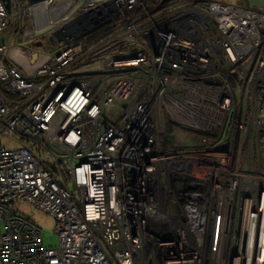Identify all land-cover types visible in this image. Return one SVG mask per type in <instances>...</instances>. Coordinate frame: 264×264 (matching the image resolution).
<instances>
[{"label": "built area", "instance_id": "1", "mask_svg": "<svg viewBox=\"0 0 264 264\" xmlns=\"http://www.w3.org/2000/svg\"><path fill=\"white\" fill-rule=\"evenodd\" d=\"M188 7L102 0L63 17L31 0L16 26L0 0V264H264L261 168L222 160L205 180L168 129L212 143L238 79L264 163V12ZM21 204L54 219L57 248Z\"/></svg>", "mask_w": 264, "mask_h": 264}, {"label": "rangeland", "instance_id": "2", "mask_svg": "<svg viewBox=\"0 0 264 264\" xmlns=\"http://www.w3.org/2000/svg\"><path fill=\"white\" fill-rule=\"evenodd\" d=\"M13 1L14 0H11L13 6L12 11L17 18V26L19 23V10L17 4L13 3ZM152 1L154 3H152L151 0H146V7L149 12L159 5L166 4L170 0ZM101 4L102 0H89V2L86 0H62L58 6L64 13L61 15L63 17H65L68 12L73 14H86L87 17V10L95 7L100 8ZM192 8L195 7L192 6L190 9ZM190 9H188V11ZM99 10L100 9H98V12H94V14H100ZM192 12L194 11H190L189 13ZM89 20L90 18L82 22L83 30L86 29ZM93 28L91 30H93ZM205 37L213 43L218 41V34L212 23L208 24ZM231 84L233 85L235 94L232 106L227 113L228 120L225 123V128L218 130L216 139L211 140L212 143L203 145V140L206 136L199 134L196 130L197 128L194 126H188L187 128L185 126L180 127L174 124L172 125L173 131L170 134L174 143L180 148L184 147L186 151L191 154L188 155V157L196 161L197 166H203L205 180L208 178V175H210L211 170H218L217 168L220 167L222 160L229 161V163L231 162V169H233V171L238 167V164L241 163L245 170L250 167H257L261 168L264 173V163H260L258 155L259 136L255 126L256 117H258L259 114V106L255 101L252 102L253 104L251 103L248 92L238 83V79L235 81L233 80ZM168 129L169 131L171 130L169 126ZM3 145L13 147V145H9L8 141H4ZM195 154L197 156H195ZM207 170H209V172ZM226 180L227 176L225 177V181ZM17 208L41 228L43 242L46 248L58 247L59 240L55 232V221L53 218L29 205L21 204L18 205Z\"/></svg>", "mask_w": 264, "mask_h": 264}, {"label": "trees", "instance_id": "3", "mask_svg": "<svg viewBox=\"0 0 264 264\" xmlns=\"http://www.w3.org/2000/svg\"><path fill=\"white\" fill-rule=\"evenodd\" d=\"M31 0H14L13 3H16L17 6L20 5L21 3H24V2H29ZM172 1V0H171ZM182 4H185L186 6H194L195 4H198V3H201V2H204V1H208V0H179ZM152 3H154L152 0H151ZM13 8V6H12ZM150 10H152L151 8H149ZM107 31L103 29H99L95 32H93L92 34H89L87 35L84 39H82L80 42L83 44V45H89L91 43H93L95 40H97L99 37H102L105 35ZM173 124H170L169 123V128L171 129L170 131L172 132L173 131Z\"/></svg>", "mask_w": 264, "mask_h": 264}, {"label": "crops", "instance_id": "4", "mask_svg": "<svg viewBox=\"0 0 264 264\" xmlns=\"http://www.w3.org/2000/svg\"><path fill=\"white\" fill-rule=\"evenodd\" d=\"M215 1L229 3L246 10L264 12V0H215Z\"/></svg>", "mask_w": 264, "mask_h": 264}, {"label": "bare ground", "instance_id": "5", "mask_svg": "<svg viewBox=\"0 0 264 264\" xmlns=\"http://www.w3.org/2000/svg\"><path fill=\"white\" fill-rule=\"evenodd\" d=\"M55 1V3L58 5L62 0H54ZM86 1H88L89 2V0H86ZM65 4V3H64ZM195 171H196V173L198 174V173H200L201 172V169L200 168H195ZM204 176H205V173H204ZM209 176H211V173H210V175ZM262 202H261V209H262V211L264 212V198L261 200ZM228 206H230V203L228 202ZM263 218H264V216H263ZM263 224H264V219H263ZM227 232H228V230L226 229L223 233L224 234H227ZM264 243V239L262 240V244Z\"/></svg>", "mask_w": 264, "mask_h": 264}, {"label": "water", "instance_id": "6", "mask_svg": "<svg viewBox=\"0 0 264 264\" xmlns=\"http://www.w3.org/2000/svg\"><path fill=\"white\" fill-rule=\"evenodd\" d=\"M5 3L7 11L10 13L12 10L11 0H2Z\"/></svg>", "mask_w": 264, "mask_h": 264}]
</instances>
